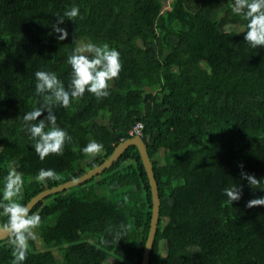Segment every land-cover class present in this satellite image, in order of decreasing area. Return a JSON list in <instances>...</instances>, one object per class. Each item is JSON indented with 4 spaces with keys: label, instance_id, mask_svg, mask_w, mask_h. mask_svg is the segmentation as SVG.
Instances as JSON below:
<instances>
[{
    "label": "trees",
    "instance_id": "1",
    "mask_svg": "<svg viewBox=\"0 0 264 264\" xmlns=\"http://www.w3.org/2000/svg\"><path fill=\"white\" fill-rule=\"evenodd\" d=\"M233 0H0V187L9 167L25 180L23 203L39 191L100 164L143 123L160 199L149 264H264V195L240 179V167L264 177V49L243 40L245 21ZM69 35L55 39L56 13ZM239 28V29H238ZM241 32V33H237ZM107 42L120 52L121 72L108 97L89 93L55 109L71 140L63 154L41 161L23 127L37 106V70L67 84V56L77 42ZM104 145L95 158L80 149ZM41 168L60 181L34 180ZM239 183L231 204L222 188ZM68 189L71 191L68 192ZM39 200V236L24 264H141L151 216V192L137 148L129 145L96 176ZM6 218H0V223ZM123 225L117 243L111 233ZM41 239V241L39 240ZM7 237L0 264H11ZM52 249H56L60 258Z\"/></svg>",
    "mask_w": 264,
    "mask_h": 264
},
{
    "label": "clouds",
    "instance_id": "2",
    "mask_svg": "<svg viewBox=\"0 0 264 264\" xmlns=\"http://www.w3.org/2000/svg\"><path fill=\"white\" fill-rule=\"evenodd\" d=\"M231 12L240 16L246 23L243 29V40L252 49H264V0H233ZM56 22L52 23V34L58 41L65 40L69 33L60 27L65 19L75 23L79 17L83 19L79 6H71L62 13L54 14ZM241 33V32H237ZM70 66V77L65 84L54 71L37 70L34 73V94L40 97L37 106L23 115V127L34 143L38 158L43 161L51 154L62 155L65 145L71 140L68 131L57 123L55 109L69 108L73 101L82 99L89 93L97 99L110 95L111 82L119 78L122 64L120 52L107 42L92 41L77 42L67 56ZM104 145L95 139H90L80 151L95 158L102 153ZM240 179L247 180L252 189L264 190V177L257 179L254 175L243 171L239 165ZM62 176L54 169L41 168L34 180L44 184L47 181H60ZM25 180L16 167H9L3 177L0 187V218H6L0 223V234L7 236L6 246L11 249V264H24L29 251V242L36 241L37 229L41 225L39 211L32 212L27 203H23ZM221 194L226 203L231 204L241 198L242 189L239 183H232L222 188ZM264 206V195L247 201L246 207ZM125 227L111 233L116 243L125 235Z\"/></svg>",
    "mask_w": 264,
    "mask_h": 264
},
{
    "label": "water",
    "instance_id": "3",
    "mask_svg": "<svg viewBox=\"0 0 264 264\" xmlns=\"http://www.w3.org/2000/svg\"><path fill=\"white\" fill-rule=\"evenodd\" d=\"M129 145H134L137 148L140 160L146 172L150 186L151 216L149 222V229L144 243L141 258V264H149V255L152 249L155 233L157 230V223L159 219L160 199L157 188V181L155 179L154 171L152 168V162L147 151L146 143L140 135H133L129 136L128 138H125L114 147L108 157L104 159L100 164L90 168L89 170H87L76 178L64 181L62 183L39 191L34 196H32L26 203L29 204V206L32 208L39 200L51 194L79 185L82 182H85L86 180L90 179L91 177L96 176L105 168L109 167L113 163V161H115ZM6 237V235L0 234V239H5Z\"/></svg>",
    "mask_w": 264,
    "mask_h": 264
},
{
    "label": "built area",
    "instance_id": "4",
    "mask_svg": "<svg viewBox=\"0 0 264 264\" xmlns=\"http://www.w3.org/2000/svg\"><path fill=\"white\" fill-rule=\"evenodd\" d=\"M142 128H143V123L140 121H136L129 129V134L131 136L133 135H140L142 134Z\"/></svg>",
    "mask_w": 264,
    "mask_h": 264
},
{
    "label": "rangeland",
    "instance_id": "5",
    "mask_svg": "<svg viewBox=\"0 0 264 264\" xmlns=\"http://www.w3.org/2000/svg\"><path fill=\"white\" fill-rule=\"evenodd\" d=\"M239 29V28H238ZM79 42H83V41H79ZM71 188V187H70ZM71 190L70 189H68V192H70ZM39 238V236L37 235V239ZM40 241H41V239H39ZM53 250V252L56 254V256L58 257V258H60L59 257V255H58V252H57V250L56 249H52ZM112 260H113V258H109V259H107L106 260V262H104V264H111V262H112Z\"/></svg>",
    "mask_w": 264,
    "mask_h": 264
}]
</instances>
